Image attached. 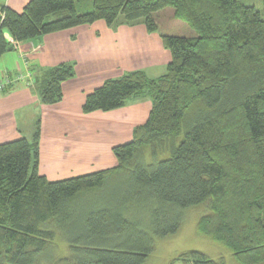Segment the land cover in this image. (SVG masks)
Returning a JSON list of instances; mask_svg holds the SVG:
<instances>
[{
    "label": "trees",
    "instance_id": "1",
    "mask_svg": "<svg viewBox=\"0 0 264 264\" xmlns=\"http://www.w3.org/2000/svg\"><path fill=\"white\" fill-rule=\"evenodd\" d=\"M74 2L29 0L21 12L2 5L0 56L13 43L97 20L112 25L120 15L155 32L167 7L195 35L161 34L171 54L163 75L130 71L85 96L84 113L151 100L145 123L112 147L114 167L46 179L37 171L39 120L31 141L0 143V264H37L58 237L69 254L51 264H142L156 239L179 230L184 210L205 201L198 234L236 264H264V0L262 9L237 0H92L84 12ZM73 76L72 63L48 69L41 102L60 101ZM230 186L240 193L227 199ZM176 259L224 264L197 250Z\"/></svg>",
    "mask_w": 264,
    "mask_h": 264
},
{
    "label": "crops",
    "instance_id": "2",
    "mask_svg": "<svg viewBox=\"0 0 264 264\" xmlns=\"http://www.w3.org/2000/svg\"><path fill=\"white\" fill-rule=\"evenodd\" d=\"M28 1L0 0V7L21 12ZM237 1L257 9L263 6L262 0ZM161 34L169 33L160 31L159 25L157 31L148 32L142 19L117 18L112 25L97 20L13 43L12 50L0 56V82L9 79L11 84L7 91H0V143L23 137L31 141L38 119L37 171L46 179L56 181L114 167L112 147L129 141L134 128L145 123L151 100L135 96L120 108L91 113H84L82 104L107 79L134 70L144 71L149 78L163 75L171 54ZM5 37L11 41L9 33ZM60 63H72L74 76L62 82L60 101L43 103L40 84L46 71ZM15 75L22 78L11 80Z\"/></svg>",
    "mask_w": 264,
    "mask_h": 264
},
{
    "label": "rangeland",
    "instance_id": "3",
    "mask_svg": "<svg viewBox=\"0 0 264 264\" xmlns=\"http://www.w3.org/2000/svg\"><path fill=\"white\" fill-rule=\"evenodd\" d=\"M91 3L92 0H75L74 2L78 12L91 9ZM261 7L262 6L258 9ZM171 10L172 9L170 7H167L165 10L160 11V14L157 15L156 19L160 31H166L169 34L174 35H195V31L192 30L185 22L177 20L171 14H168V11L171 12ZM118 19L124 20L121 15ZM4 31L5 34L9 33L7 30ZM17 77L18 75H15L11 78V80ZM15 87L18 88V86ZM36 120L38 121V119ZM26 130L27 129H25V131ZM238 192L240 193V189L230 186L225 196L227 199H230L232 196L237 195ZM258 202L264 203V197L258 198ZM208 212V201L186 208L183 213V220L179 230L175 234L156 239L154 242V250L147 256L146 260L142 264H187L177 260L176 258L181 253L190 250L200 251L210 259L221 260L224 264H236L233 260V255L224 246L198 234L196 229L198 220L201 216L207 214ZM68 254L69 248L66 241L58 237L54 240L51 251L46 257L40 258L37 264H51L53 259L58 257H68Z\"/></svg>",
    "mask_w": 264,
    "mask_h": 264
},
{
    "label": "built area",
    "instance_id": "4",
    "mask_svg": "<svg viewBox=\"0 0 264 264\" xmlns=\"http://www.w3.org/2000/svg\"><path fill=\"white\" fill-rule=\"evenodd\" d=\"M17 78L18 79H21L22 76L21 75H18ZM9 83H10V80L9 79H6L5 81L0 82V91L4 90Z\"/></svg>",
    "mask_w": 264,
    "mask_h": 264
}]
</instances>
